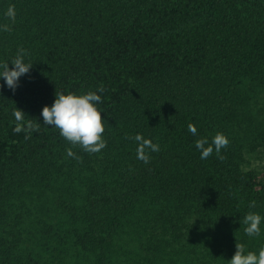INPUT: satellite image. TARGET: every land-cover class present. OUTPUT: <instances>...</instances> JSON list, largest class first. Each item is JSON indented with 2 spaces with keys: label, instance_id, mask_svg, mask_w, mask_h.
I'll return each mask as SVG.
<instances>
[{
  "label": "trees",
  "instance_id": "obj_1",
  "mask_svg": "<svg viewBox=\"0 0 264 264\" xmlns=\"http://www.w3.org/2000/svg\"><path fill=\"white\" fill-rule=\"evenodd\" d=\"M4 24L0 63L11 70L23 48L33 66L14 93L0 79V264H74L70 251L75 263L227 264L236 242L258 254L264 221L249 237L242 218L264 217V169L248 166L264 154V0H0ZM100 85L107 146L88 154L41 112L57 92ZM15 108L40 124L29 139L13 131ZM217 132L229 140L225 159L201 160L196 140ZM137 134L160 145L148 164L136 158ZM59 181L85 191L80 212H67L61 259L23 250L18 213L29 186Z\"/></svg>",
  "mask_w": 264,
  "mask_h": 264
},
{
  "label": "clouds",
  "instance_id": "obj_2",
  "mask_svg": "<svg viewBox=\"0 0 264 264\" xmlns=\"http://www.w3.org/2000/svg\"><path fill=\"white\" fill-rule=\"evenodd\" d=\"M4 15L15 23V6L10 5ZM0 30L4 32L12 31L8 24L0 27ZM26 55L27 52L23 48L18 49L16 56L10 61L13 66L11 70L9 69V62L0 63V79L4 80L8 89L12 90L13 93L19 86V79L28 74L33 66L24 62ZM104 91L105 88L100 85L96 92L89 91L80 95L57 92L52 106H45L42 109L43 124L57 129L59 135L73 147H79L88 154L101 152L107 146V142L103 139L105 128L101 112L97 108V105L102 102V98L97 92L103 93ZM13 116L15 118L13 131L16 134L22 131L26 132L25 139H29L32 132L39 131L40 124L34 123L31 119L25 121V114L22 110L15 108ZM188 131L194 136L197 134V128L191 123L188 124ZM130 139L137 144L136 158L144 164L150 162V152L160 151L159 144L153 143L151 139H145L141 134L130 137ZM228 144V138L223 133L217 132L211 143L206 138H202L196 140L195 147L200 152L201 160L208 159L215 151L217 158L223 161L225 157L221 155V150L227 148ZM66 155L67 157L81 160L71 148L66 149ZM249 206L254 208L255 202H251ZM262 221H264V217L257 213L249 212L242 218L245 234L249 237L259 236ZM235 248V254L227 264H264V247L259 249L258 254L252 251L245 253V246L242 243L236 242Z\"/></svg>",
  "mask_w": 264,
  "mask_h": 264
},
{
  "label": "rangeland",
  "instance_id": "obj_3",
  "mask_svg": "<svg viewBox=\"0 0 264 264\" xmlns=\"http://www.w3.org/2000/svg\"><path fill=\"white\" fill-rule=\"evenodd\" d=\"M249 162V168L263 170L264 154L259 152L252 155ZM84 193L81 186L71 181H59L51 186L43 184L29 186L24 191L18 207V213L23 215V250L34 249L46 257L51 253L61 259L70 248L65 246L70 239V231L73 230L72 220L67 212L70 209L77 214L80 212ZM66 234H68L66 241L59 247L58 252L57 250L46 252V249H53L60 235L65 236ZM23 241L24 244L26 243L25 246ZM74 255L78 256L73 251L69 252L67 263L97 264L93 255L80 256V261L75 263L74 258L72 259Z\"/></svg>",
  "mask_w": 264,
  "mask_h": 264
}]
</instances>
